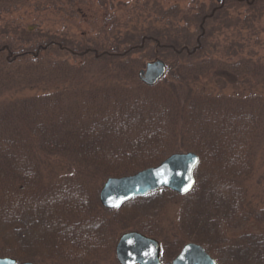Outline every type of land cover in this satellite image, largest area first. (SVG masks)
I'll use <instances>...</instances> for the list:
<instances>
[{"label":"trees","instance_id":"16d2710c","mask_svg":"<svg viewBox=\"0 0 264 264\" xmlns=\"http://www.w3.org/2000/svg\"><path fill=\"white\" fill-rule=\"evenodd\" d=\"M241 1L253 11L245 21L264 12V0ZM222 5L199 12L189 24L195 31L182 24L184 35H170L175 40L143 36L160 50L158 58L173 53L169 62L164 59L167 74L155 85L138 75L137 44L104 49L65 36L34 40L29 33L21 42L0 40L1 256L66 264H88L95 256L96 264L115 248L121 229L136 228L161 239L163 257L196 241L221 264H264V232L231 233L252 217L264 221V205L249 208L247 184L264 149V60L241 53L246 46L239 21L218 26L220 32L232 29L228 42L212 40ZM220 47L229 58L215 56ZM221 75L257 80L232 92L213 82ZM27 86L43 90L20 91ZM189 150L200 162L187 193L164 186L119 208L101 203L100 179ZM43 153L64 157L71 170L47 181ZM170 202L179 205L173 241L166 239L162 219ZM35 234L49 243L48 253L34 250Z\"/></svg>","mask_w":264,"mask_h":264},{"label":"rangeland","instance_id":"374dc122","mask_svg":"<svg viewBox=\"0 0 264 264\" xmlns=\"http://www.w3.org/2000/svg\"><path fill=\"white\" fill-rule=\"evenodd\" d=\"M216 4L222 5L223 17L217 19L214 29L220 24H233L238 22L243 30L239 31L242 42H245L242 54L253 55L254 58L262 57L264 60V12L255 21H245L247 15L253 11L248 10L246 1L238 0H16L11 3L0 2V40L13 39L24 41L29 33L34 40H40L44 35L65 36L75 38L82 42L95 44L104 49H123L131 44H137L134 55L141 59V68L146 67L150 60L158 58L160 50L151 42V38L145 42L143 36L163 34L165 40H175L170 35H184L181 25H189L199 12L212 9ZM257 6H261L258 4ZM176 12L175 11H178ZM247 11L248 14H247ZM264 11V10H263ZM181 15V16H180ZM182 15L184 18L182 19ZM225 17V18H224ZM173 19V25L171 20ZM189 22V23H188ZM190 32L195 31L194 25H189ZM30 29V30H29ZM234 36L232 29L224 32L213 31L212 40L221 41L223 44ZM143 39L144 45L138 46ZM241 40V39H240ZM223 47L215 51V56L229 58L222 51ZM228 51V49L226 50ZM169 56V58L167 57ZM164 56V57H163ZM169 62L173 57L172 51H167L159 56ZM140 68V69H141ZM256 76H216L215 84L226 86V90L238 92L233 86H243V83L256 82ZM42 86L24 87L20 91L25 94L39 93ZM247 90V89H246ZM244 90V91H246ZM41 171L47 181L57 180L62 174L69 172L71 164L57 154H45L41 156ZM107 177L100 179V189ZM249 188V208L253 211L264 205V149L258 155L255 170L247 181ZM183 194V193H181ZM185 194V193H184ZM179 205L170 202L165 205L163 211V226L168 241L175 240V229H172L178 221ZM42 223H34L36 233H41ZM2 224L0 223V228ZM34 230V229H33ZM129 230V229H127ZM121 229L120 235L127 231ZM244 231L264 232V221L254 217L241 222L231 233L238 234ZM33 235L32 246L36 252L48 253L49 243L42 244ZM35 240V241H34ZM173 248V247H172ZM167 257H162L164 262L171 263L174 250L170 249ZM164 255H166L164 253ZM100 262L96 264H121L117 259L116 246L113 250L99 256ZM16 258V257H15ZM18 262L34 259H17ZM88 264H95L94 258L90 257ZM36 261V260H34ZM36 264H66L59 260L38 258Z\"/></svg>","mask_w":264,"mask_h":264},{"label":"water","instance_id":"95a60500","mask_svg":"<svg viewBox=\"0 0 264 264\" xmlns=\"http://www.w3.org/2000/svg\"><path fill=\"white\" fill-rule=\"evenodd\" d=\"M167 73L166 61L157 58L148 61L139 70V77L149 85H155ZM200 156L195 151L174 152L160 163L134 173L108 177L99 195L108 208H119L134 196L145 195L162 186L179 193H187L195 183V170ZM162 246L158 238L133 229L123 232L116 244V255L122 264H164L161 259ZM0 264H35L32 260L18 262L15 257L1 256ZM170 264H221L201 244L189 241L173 258Z\"/></svg>","mask_w":264,"mask_h":264},{"label":"flooded vegetation","instance_id":"af4514ba","mask_svg":"<svg viewBox=\"0 0 264 264\" xmlns=\"http://www.w3.org/2000/svg\"><path fill=\"white\" fill-rule=\"evenodd\" d=\"M162 257V256H161ZM35 262V261H34ZM35 264H36V262H35Z\"/></svg>","mask_w":264,"mask_h":264}]
</instances>
